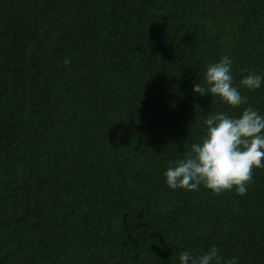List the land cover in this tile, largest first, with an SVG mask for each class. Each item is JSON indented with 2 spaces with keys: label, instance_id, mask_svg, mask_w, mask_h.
Returning a JSON list of instances; mask_svg holds the SVG:
<instances>
[{
  "label": "trees",
  "instance_id": "1",
  "mask_svg": "<svg viewBox=\"0 0 264 264\" xmlns=\"http://www.w3.org/2000/svg\"><path fill=\"white\" fill-rule=\"evenodd\" d=\"M225 56L264 78V0H0V264H264V168L242 196L165 182L210 115L264 116V80L193 93Z\"/></svg>",
  "mask_w": 264,
  "mask_h": 264
},
{
  "label": "clouds",
  "instance_id": "2",
  "mask_svg": "<svg viewBox=\"0 0 264 264\" xmlns=\"http://www.w3.org/2000/svg\"><path fill=\"white\" fill-rule=\"evenodd\" d=\"M69 61H65V64ZM260 75L243 77L239 86L234 84L232 61L222 57L219 62L207 65L203 83L193 86V93L218 97L235 109L247 103L240 87L255 90L261 87ZM206 130L199 143H193L182 159L173 162L164 173L170 189L196 191L201 185L213 195L235 189L238 195H246L253 183L256 169L264 168V116L252 107L244 108L239 117L227 113L210 115L205 121ZM180 264H222L216 247L201 255L184 251ZM226 264H236V259Z\"/></svg>",
  "mask_w": 264,
  "mask_h": 264
}]
</instances>
